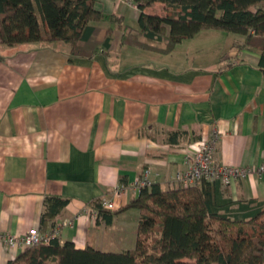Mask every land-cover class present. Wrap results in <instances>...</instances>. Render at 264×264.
Listing matches in <instances>:
<instances>
[{"label": "crops", "instance_id": "0c3cea01", "mask_svg": "<svg viewBox=\"0 0 264 264\" xmlns=\"http://www.w3.org/2000/svg\"><path fill=\"white\" fill-rule=\"evenodd\" d=\"M119 1L97 0L106 17L92 24L120 33L127 25L139 28L140 10L131 6L129 23ZM110 14L123 17L120 29ZM203 31L238 38L213 68L191 63L189 51L180 49L202 31L166 54L121 41L93 58L72 55L62 41L0 45V232L40 228L46 196L60 195L70 201L58 221L72 222L61 228L62 243L133 249L140 211L129 208L109 224L97 222L92 200L106 196L117 208L128 204L146 170L151 182L165 187L187 169L192 144L214 136L216 162L264 163L261 51L236 48L241 34ZM120 184L126 191L116 197ZM227 190L236 201L264 199V175L237 179ZM23 249L0 242V264Z\"/></svg>", "mask_w": 264, "mask_h": 264}, {"label": "trees", "instance_id": "16d2710c", "mask_svg": "<svg viewBox=\"0 0 264 264\" xmlns=\"http://www.w3.org/2000/svg\"><path fill=\"white\" fill-rule=\"evenodd\" d=\"M130 1L140 10L139 28L127 25L120 33L92 24L106 17L97 0H0V45L62 41L72 55L93 58L121 41L166 54L203 30L221 29L244 36L234 43L236 48L259 49L264 70V0ZM157 2L165 14L147 11ZM108 18L121 28V15ZM227 186L219 180L194 185L168 181L165 187L151 182L128 204L114 209L103 206V197L96 198L90 207L98 213L97 222L109 224L129 208L140 211L133 249L77 248L72 241L62 243L59 234L24 248L8 264H264V199L236 201ZM69 201L46 196L41 231L60 224Z\"/></svg>", "mask_w": 264, "mask_h": 264}, {"label": "built area", "instance_id": "2783aa9c", "mask_svg": "<svg viewBox=\"0 0 264 264\" xmlns=\"http://www.w3.org/2000/svg\"><path fill=\"white\" fill-rule=\"evenodd\" d=\"M125 1V0H120ZM214 136L211 140H200L195 144H192L190 151L191 155L187 159V169L177 172L175 180L182 182L185 185H194L202 180L216 181L219 180L223 185H230L234 181L240 178L247 177L250 174L264 175V163L259 166L247 167L240 165H227L220 164L214 159L216 138ZM151 183L149 177V170L138 177L133 186L140 191V189ZM126 191V185L120 184L113 190V195L116 197ZM102 204L104 207L114 209L116 203L109 197L102 198ZM94 219L97 218V211L90 210ZM71 221H64L57 225L54 229L43 232L40 228H30L22 235H16L9 232H0V242L10 248H26L30 246L38 245L42 242H48L51 238L59 236L62 226L71 224Z\"/></svg>", "mask_w": 264, "mask_h": 264}, {"label": "rangeland", "instance_id": "374dc122", "mask_svg": "<svg viewBox=\"0 0 264 264\" xmlns=\"http://www.w3.org/2000/svg\"><path fill=\"white\" fill-rule=\"evenodd\" d=\"M131 6L134 8L137 7L130 0H125V2L122 3V9L125 10L129 23H133L134 21L132 15L133 8ZM147 11L165 14V7L162 3L157 2L147 8ZM232 35H220V33L215 34L202 31L196 37L186 40V43H184L180 49H184L185 53L189 51L191 63L200 64L206 68H213L221 61L223 55L227 54L229 56V54L233 52L232 41L238 40V38L237 35H235L236 39L234 35ZM1 51L2 48H0V53Z\"/></svg>", "mask_w": 264, "mask_h": 264}]
</instances>
